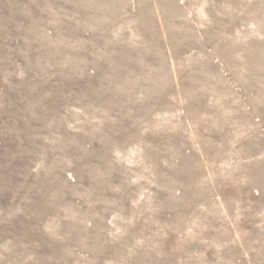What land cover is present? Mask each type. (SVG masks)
Instances as JSON below:
<instances>
[{
  "label": "rangeland",
  "instance_id": "obj_1",
  "mask_svg": "<svg viewBox=\"0 0 264 264\" xmlns=\"http://www.w3.org/2000/svg\"><path fill=\"white\" fill-rule=\"evenodd\" d=\"M0 264H264V0H0Z\"/></svg>",
  "mask_w": 264,
  "mask_h": 264
}]
</instances>
